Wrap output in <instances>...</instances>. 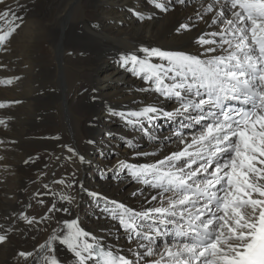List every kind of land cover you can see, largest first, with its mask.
<instances>
[{
	"label": "bare ground",
	"instance_id": "1",
	"mask_svg": "<svg viewBox=\"0 0 264 264\" xmlns=\"http://www.w3.org/2000/svg\"><path fill=\"white\" fill-rule=\"evenodd\" d=\"M7 2L13 7L20 5L17 11L23 24L6 44L7 51L0 50V79L19 77L11 85L0 84V103L19 101L0 108V119L5 121L0 124V234L6 232L8 236L0 244V264H18L21 251L33 252L35 259L20 264H36L43 254L39 245L48 242L54 232L61 234L66 228L63 222L71 220L108 249L134 260V253L143 249L129 239L112 212L123 211L119 205L137 211L157 207V201L146 203L157 190L135 180L120 162L150 164L181 147L174 142L180 118L158 120L160 113L174 112L179 101L155 92L143 78L121 66L119 58L132 52L143 56L138 51L142 47L183 51L201 58L218 54L205 53L196 43L202 33L221 27L211 23L213 13L205 15L204 20L197 18V12L202 13V6L211 0H186L182 5L173 0L168 12L156 9L151 0ZM181 24H189L190 30L178 32ZM151 62L166 63L156 57ZM146 105L162 112L154 121L142 120V125L135 127L114 114ZM55 109L63 110L60 118V111ZM163 124L169 125L167 131H162ZM57 128L60 132H55ZM119 129L126 136L127 150L122 160L113 164L110 173L90 166L100 134L109 136L108 132ZM109 141L116 142L117 137ZM67 146L73 148L72 162L79 169L75 207L55 197L50 199L52 206L66 208L67 212L53 210L48 220L25 223L22 215L28 213L33 201L24 198V192L29 187V174L40 168L42 160H36L35 155ZM91 193L99 194V199ZM84 211L86 214L81 215ZM55 224L57 228L52 231ZM52 243L61 264H76L65 245Z\"/></svg>",
	"mask_w": 264,
	"mask_h": 264
},
{
	"label": "snow or ice",
	"instance_id": "2",
	"mask_svg": "<svg viewBox=\"0 0 264 264\" xmlns=\"http://www.w3.org/2000/svg\"><path fill=\"white\" fill-rule=\"evenodd\" d=\"M172 2L151 0L162 12H168ZM0 6V50L7 51L6 44L22 26L23 17L18 3L13 7L0 0ZM208 13H213L211 23L221 27L202 33L196 43L205 53L218 54L201 58L142 47L138 51L143 56L132 52L119 58L121 66L155 92L179 101L174 112L146 105L114 113L133 127L142 125V120L154 121L158 112L169 120L180 118L174 142L181 147L176 151L150 164L120 162L135 180L157 190L146 201L149 205L157 201V207L137 211L119 205L124 210L112 212L143 251L130 259L106 248L71 220L63 222L66 228L61 234L54 232L39 245L43 254L36 264H61L53 241L65 245L76 264H264V0H211L197 18L204 20ZM190 28L181 24L177 31ZM153 57L166 63H152ZM17 79H0V84L11 85ZM14 103L19 101L0 103V108ZM128 144L133 146L131 141ZM91 195L99 199V194ZM53 210L68 211L55 204L49 209ZM7 239L6 232L0 234V244ZM18 256L35 259L33 252L21 251Z\"/></svg>",
	"mask_w": 264,
	"mask_h": 264
},
{
	"label": "rangeland",
	"instance_id": "3",
	"mask_svg": "<svg viewBox=\"0 0 264 264\" xmlns=\"http://www.w3.org/2000/svg\"><path fill=\"white\" fill-rule=\"evenodd\" d=\"M59 111L60 112L57 114H59L60 118L62 116L63 110ZM158 116H160L158 119L159 121L164 119L162 113H160ZM169 123L172 122H168V124ZM58 128H60V126H58ZM58 128L55 130V132H60V129ZM168 128L169 125L163 124L161 129L162 131H167ZM123 132L124 131L122 129H119L117 132H108L109 136L105 137L102 136L103 134H100V138L96 141V151H93L94 159L90 161V166L98 168L102 171L104 170L105 173H110V169L113 168V164L120 162L122 160V154H124L125 150H127L125 147L126 139H124L126 136ZM113 136L117 137L116 142L109 141ZM148 141L149 140H146L147 143ZM70 149L73 150L71 146H67L64 150H54L50 151L49 153L39 152L37 155H35L36 160L42 157V160H40L41 165L39 169L29 174L30 179L28 178L29 181L27 183L29 187H27L25 189L26 192H24V198L33 201L31 203L30 210L25 214V217L34 218L33 223L38 224L41 219H50L51 211H49V209L52 207V202L50 200L52 198H63L64 196L72 197L75 200L72 199L71 202H68L65 199L63 200L69 207H75L76 179L79 175V169L77 168V165L72 162V154H70ZM118 157L121 158L115 161V159ZM103 160L106 162H103ZM60 181H63V183H60ZM38 193L40 195H37ZM67 193L69 194L67 195ZM41 200L43 201L42 204L40 202ZM84 214H86L85 211L81 213V215ZM24 222L27 223L25 219ZM55 223L58 224L56 221ZM56 224L51 229L52 231L57 228ZM105 247L108 248L107 246ZM22 261H24V259L17 256V263L20 264Z\"/></svg>",
	"mask_w": 264,
	"mask_h": 264
}]
</instances>
